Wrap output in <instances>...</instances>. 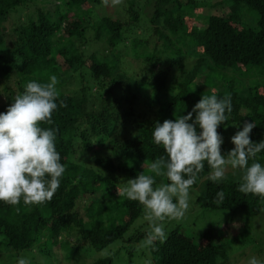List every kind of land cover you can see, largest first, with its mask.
Wrapping results in <instances>:
<instances>
[{
  "label": "trees",
  "instance_id": "1",
  "mask_svg": "<svg viewBox=\"0 0 264 264\" xmlns=\"http://www.w3.org/2000/svg\"><path fill=\"white\" fill-rule=\"evenodd\" d=\"M113 6L112 13L105 10ZM218 7L227 8V14ZM137 23L155 33L163 47L156 44L138 53L137 47H148L150 40L135 35L126 41L125 34ZM168 53L170 58L161 60ZM186 57L194 59L189 68ZM128 58L141 63L138 71ZM173 66L180 70L177 85L169 83ZM51 75L59 80L57 103L65 106L53 112V125L41 126L58 129L56 148L66 171L50 201H0V252L3 246L11 261L59 264L53 255L58 245L70 264L138 263L134 245L146 238L150 225L147 221L135 229L145 209L117 193L126 179L142 171L150 174V163L165 154L153 142L154 122L187 115L202 95L225 87L226 93L217 95L231 96L232 112L217 127L222 155L230 125L242 130L245 122L254 121L250 139L264 140V83L259 80L264 77V0H121L119 5L0 0V92L6 94L0 113H6L27 82H48ZM257 158H264V151ZM204 164L191 187H202L195 201L200 208L234 216L259 213L264 197L239 192V181L231 178L209 180L211 170ZM155 179L158 184L163 178ZM219 191L225 196L222 204L215 203ZM231 224L211 222L198 229L175 225L164 242L144 245L141 263L231 264V252L250 248L257 239L248 231L227 233ZM112 244L119 248L116 261L107 254ZM101 251H106L102 257L90 259ZM82 254L90 261L81 259Z\"/></svg>",
  "mask_w": 264,
  "mask_h": 264
},
{
  "label": "clouds",
  "instance_id": "2",
  "mask_svg": "<svg viewBox=\"0 0 264 264\" xmlns=\"http://www.w3.org/2000/svg\"><path fill=\"white\" fill-rule=\"evenodd\" d=\"M102 2L108 5L109 0ZM111 3L119 5L121 0ZM58 83L56 75H51L48 82H27L24 91L12 98L6 113H0V201L17 205L23 197L25 205L42 204L50 201L60 187L66 169L56 148L58 129L41 126L53 125V112L58 106H65L63 101L57 103ZM231 112L230 95H202L187 115L154 122L153 142L162 146L165 154L150 163V174L142 171L135 178L126 179L117 193L144 207L150 225L145 238L147 246L166 240L162 223L166 218L184 216L189 208V190L204 170L205 161L211 170L209 180L219 183L229 168L239 170L238 191L264 197V164L257 160L264 151V140L257 143L250 139L256 123L245 122L242 130L230 138L234 147L221 153L223 138L217 127L229 119ZM155 177L163 179L157 184ZM216 195L215 203L222 204L223 191ZM18 264L26 261L20 259ZM247 264L264 261L253 256Z\"/></svg>",
  "mask_w": 264,
  "mask_h": 264
},
{
  "label": "rangeland",
  "instance_id": "3",
  "mask_svg": "<svg viewBox=\"0 0 264 264\" xmlns=\"http://www.w3.org/2000/svg\"><path fill=\"white\" fill-rule=\"evenodd\" d=\"M109 1H111V0H109ZM114 7H116V6H113L110 9L106 8L105 10H107L109 13H112L114 11ZM203 9L205 12L210 11V8H208V7L203 8ZM216 10H218L222 14H227V12H228L227 8H222V7L221 8L218 7V9H216ZM118 12H119V10H118ZM12 16H14V14H12L9 17V20H12ZM22 16H24V15H22ZM126 19H128V18H126ZM131 23L132 22L129 21V24H131ZM10 24L11 23H9V25ZM137 25L138 26H136V25L134 26L135 32H134V30H133V32L131 30L132 34H131V32H128L127 34H125L126 36H128L126 41L129 42L133 37H135V35L138 37H140L141 35L142 36H148V38L150 40L148 47H144L143 45H142V47L141 46L137 47L138 53L141 52V54H144V52L147 50V48L149 51H151V48H153L154 46L156 47V44H157L158 49L163 47V44H161V41L158 40V37L155 33H151L149 30H147L145 28L144 25H140L139 23H137ZM190 25H191V23H190ZM130 48L131 47L128 46L129 50H130ZM169 58H170V54L168 53L167 56H165L164 58H161V60L169 59ZM128 61H132L133 64L136 62L135 60H132L131 58H128ZM193 61H194V59L192 57H186L183 60L186 68H189L190 65L193 63ZM165 62H167V61H165ZM165 65L166 64H164V66ZM133 67L136 68V69H134V71H138L139 70L138 68L141 67V63L139 61H137ZM170 69H171L172 77L170 78L169 83L174 85L178 80L177 78H179L180 70H178V68L175 66L171 67ZM249 78L250 77H246L247 80H245V81L247 84H248V82L250 84H252V80H249ZM256 78L254 79V81L259 79V78H257V79ZM259 80H261L264 83V77L261 76V78ZM69 85H71V84H69ZM175 85H177V83ZM196 85H198V84H196ZM65 89L68 90L69 88L66 87ZM70 89H71V87H70ZM240 90H241V93H244L246 91V89L243 90L242 88H240L239 91ZM209 93L212 95L213 94H225L226 88L224 87L221 90H219V92H216V93H214L213 91H211ZM4 96H6V94L3 95V92L1 91L0 92V100L1 101L4 100V98H5ZM239 130H241V128L239 126H233V125H230L225 129V131H224V154H226L229 150H231L234 147V145L231 143L230 138ZM96 148L97 147L95 146V149ZM257 160H258V162L264 164V158H262V159L257 158ZM240 175H241V173L239 170H232L231 168H229L225 177L239 181ZM201 191H202V187H200V186L196 187V188H190L188 210L186 211V213L184 214V216L182 218H178V219H174V218H170V217L166 218L162 222L163 223V230L166 232L167 230L173 228V226H175V225H180L182 228L196 227V229H198V228H200V227H202L208 223H211V222L222 223V221L226 222L228 220H231L232 224L228 227L227 233H233L234 229L239 230L240 233L243 231H248L249 233L251 232V234L255 235L257 239L253 244L249 243L248 246H250V248H246L247 251L245 249L243 251H235L233 253L231 252V254H229V256H230L229 262L231 264H235L236 262H237V264H247L248 260L253 256L260 259L261 261H264V202L262 204L261 210L255 216H252V217L248 216L247 217L246 213H239V214H236L234 216L233 214H231L227 210H209V209L200 208L196 204L195 201H196V198L198 197V195L201 193ZM174 202H175V198H174ZM84 205H85L84 201H82L80 204V206H81L80 210L83 209ZM145 222H147L145 217L144 218H138L134 223L135 229H138L139 227H143L142 224H144ZM149 231H150V226L148 228V232ZM63 236H65V235H63ZM63 236H62V238H63ZM241 240H243V238H241ZM144 245H145V238H144V240H143V238L140 239L139 242L134 245V246H136V250L138 251L137 254H139L136 256L137 259L139 260V262L138 263L136 262L135 264H144V263H141V257L142 256L140 255V252H141V254L143 252L145 253V251L142 250ZM2 247H1V252H0V258L2 259V257H3L4 260H7L6 261L7 264H18L19 260L11 261L12 259L11 260L8 259L7 251L5 248H2ZM115 247L116 246L114 244H112L107 249V254H109L110 256H114L115 254H117V250L119 251V248H115ZM241 249H243V247ZM105 252L106 251L95 252L94 256H90V259L94 258L93 260H96L97 258L102 257ZM53 253H54L53 254L54 257L57 260L59 259V264H70V263H68L69 260L64 258L65 252L62 249H60L58 247V245H56L53 248ZM119 253L124 254L123 251H121ZM239 254H240V256H239ZM83 257H84L85 261H90L85 257V254H82L81 259ZM114 258L116 261L115 256H114ZM39 263L43 264L40 260H39ZM0 264H3V263L0 262Z\"/></svg>",
  "mask_w": 264,
  "mask_h": 264
}]
</instances>
